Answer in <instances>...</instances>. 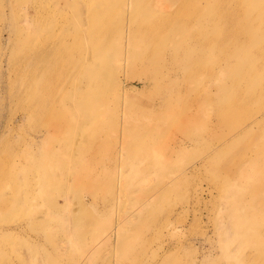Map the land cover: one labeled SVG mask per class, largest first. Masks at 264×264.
Listing matches in <instances>:
<instances>
[{
  "label": "rangeland",
  "instance_id": "374dc122",
  "mask_svg": "<svg viewBox=\"0 0 264 264\" xmlns=\"http://www.w3.org/2000/svg\"><path fill=\"white\" fill-rule=\"evenodd\" d=\"M155 1L0 0V264H264V0Z\"/></svg>",
  "mask_w": 264,
  "mask_h": 264
},
{
  "label": "bare ground",
  "instance_id": "6f19581e",
  "mask_svg": "<svg viewBox=\"0 0 264 264\" xmlns=\"http://www.w3.org/2000/svg\"><path fill=\"white\" fill-rule=\"evenodd\" d=\"M168 2H182L183 0H167ZM199 1V0H197ZM263 4V3H261ZM152 5H158V3L155 1V0H152ZM127 30V28H126ZM105 32V30L101 29L100 30V33H103ZM72 47L70 45L68 46H60V45H46L44 46L43 48H41V50L38 52L36 50H34L33 52L32 51H28L27 54H23V58L24 59H31V60H38L45 63L46 65L51 66V61L54 59L55 57V54H56V51H66L69 53L71 51ZM100 52V51H99ZM48 68V69H49ZM71 68V66H70ZM69 69V66L67 67V70ZM47 70V68H46ZM53 70V69H52ZM263 118V121H264V116L262 117ZM259 156H263V152H260L258 153ZM54 215V214H53ZM57 217L56 215L54 216H49L48 219H53Z\"/></svg>",
  "mask_w": 264,
  "mask_h": 264
}]
</instances>
